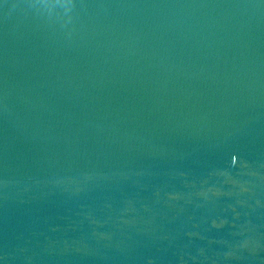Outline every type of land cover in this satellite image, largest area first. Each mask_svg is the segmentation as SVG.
I'll return each instance as SVG.
<instances>
[{"label": "water", "instance_id": "1", "mask_svg": "<svg viewBox=\"0 0 264 264\" xmlns=\"http://www.w3.org/2000/svg\"><path fill=\"white\" fill-rule=\"evenodd\" d=\"M0 264H264V0H0Z\"/></svg>", "mask_w": 264, "mask_h": 264}]
</instances>
